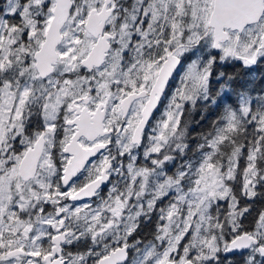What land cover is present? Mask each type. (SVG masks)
<instances>
[{
  "label": "snow or ice",
  "instance_id": "6c2138e0",
  "mask_svg": "<svg viewBox=\"0 0 264 264\" xmlns=\"http://www.w3.org/2000/svg\"><path fill=\"white\" fill-rule=\"evenodd\" d=\"M0 264H264V0H0Z\"/></svg>",
  "mask_w": 264,
  "mask_h": 264
},
{
  "label": "trees",
  "instance_id": "16d2710c",
  "mask_svg": "<svg viewBox=\"0 0 264 264\" xmlns=\"http://www.w3.org/2000/svg\"><path fill=\"white\" fill-rule=\"evenodd\" d=\"M197 116H198V114H197ZM145 236H146L147 238H149V239L151 238V237H150V230L145 232Z\"/></svg>",
  "mask_w": 264,
  "mask_h": 264
},
{
  "label": "flooded vegetation",
  "instance_id": "af4514ba",
  "mask_svg": "<svg viewBox=\"0 0 264 264\" xmlns=\"http://www.w3.org/2000/svg\"><path fill=\"white\" fill-rule=\"evenodd\" d=\"M156 115H159V110H158V112L156 113Z\"/></svg>",
  "mask_w": 264,
  "mask_h": 264
}]
</instances>
